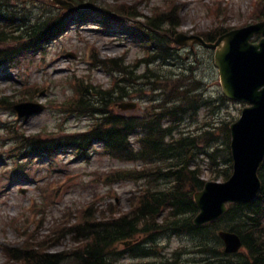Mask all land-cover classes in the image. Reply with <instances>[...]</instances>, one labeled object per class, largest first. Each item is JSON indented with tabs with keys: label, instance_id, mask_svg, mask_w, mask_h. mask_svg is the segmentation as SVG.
Segmentation results:
<instances>
[{
	"label": "rangeland",
	"instance_id": "1",
	"mask_svg": "<svg viewBox=\"0 0 264 264\" xmlns=\"http://www.w3.org/2000/svg\"><path fill=\"white\" fill-rule=\"evenodd\" d=\"M17 2L26 4L23 11L27 17L55 13L64 24L62 31L48 40L41 51L23 52L0 67V264H16L8 262L5 247L23 243L25 233H40L45 237L65 226L62 221L82 220L83 212L91 208H94L91 213L97 212L100 216L110 205L127 212L132 194L144 185L115 181L112 173L120 169H141L142 164L115 160L103 152L99 143L93 142L83 154L67 147L64 141L65 146L49 147L47 149L54 153H47L41 148L29 149L23 138L35 136L44 145H53L47 142L56 143L66 136L89 131L93 118L81 117L69 106L78 96L77 85L80 83L81 89L86 83L103 89L112 86L113 72L102 67L101 60L110 62L125 58L128 64L137 65L136 70L133 68L134 75L147 69L141 60L149 50L144 40L137 38L141 35L137 24L143 25L147 17L174 11L179 14L181 24L176 34L199 35L218 28L230 31L261 21L258 18L260 0H84L83 5L91 4L117 15L88 11L66 19V10L52 0ZM120 9L122 14L116 12ZM134 32H137L136 37L132 35ZM261 38L259 34L254 36L256 42ZM176 59L172 65L157 62L149 68L159 75L205 78L209 86L207 96L221 99L223 92L214 64V51L194 45L182 48ZM114 64L110 62L116 68ZM137 89L132 90L130 99L124 100L137 103L135 110L123 112L115 106L112 112L124 117H139L149 106L145 104L147 100L157 105L161 99L163 103L160 92L141 86ZM4 97H9L13 103L10 106L1 104ZM18 103L41 104L44 110L19 118L13 109ZM245 107L243 103L227 99L216 107L213 104L209 108L201 106L180 120L178 133L197 134L203 128L235 122ZM202 163L205 164L203 179L213 181L209 178L206 162ZM191 244V238L186 235L164 234L156 251L165 255ZM73 246V240L67 238L51 251L63 252ZM118 249L125 248L119 245ZM148 260L126 257L122 261L128 264Z\"/></svg>",
	"mask_w": 264,
	"mask_h": 264
},
{
	"label": "trees",
	"instance_id": "2",
	"mask_svg": "<svg viewBox=\"0 0 264 264\" xmlns=\"http://www.w3.org/2000/svg\"><path fill=\"white\" fill-rule=\"evenodd\" d=\"M25 6L17 0H0V67L23 52L41 51L64 24L55 13L27 17ZM116 12L122 14L121 9ZM258 13V18L264 19V0L260 2ZM140 25H137L139 33L149 49L141 60L147 65L143 73L134 75L133 68L136 70L137 65L128 64L125 58L110 60L116 63L113 65L116 68L109 61L101 60L100 65L113 72L112 86L103 89L85 84L81 89L79 84L76 88L78 96L69 106L78 114L93 117L91 130L66 136L56 143L47 142L53 145H44L35 136L23 138L29 149L41 148L47 153L53 152L47 148L63 144L85 154L93 142H98L103 152L113 159L142 164L141 169H120L112 173L115 181L142 182L144 185L132 194L127 212L110 205L100 216L97 212L91 213L94 210L91 208L83 212L82 220L62 221L65 226L45 237L40 233H25L23 243L5 247L8 262L124 264L122 260L131 257L149 260L128 264H264V164L259 171L262 188L254 201L229 206L227 213L214 223L201 227L193 224L198 213L193 197L206 182L202 162H206L209 178L213 181L228 180L232 174L230 123L184 135L178 133V125L187 113L201 106H219L226 98L214 100L208 97L209 86L205 78L159 75L149 68L157 62L172 65L181 54L172 40L181 26L178 13L165 12L147 17ZM226 32L228 29L218 28L205 36L207 41L213 42ZM135 34L132 35L136 37ZM138 86L160 92L163 103L158 99L159 104L153 105L141 118L112 112L118 102L132 96V90L138 91ZM12 103L9 97L1 100L4 105ZM221 230L237 233L242 239L243 250L237 254L225 253L219 237ZM164 234L186 235L193 245L179 247L164 255L156 251ZM67 238L73 240L72 248L63 252L51 251ZM126 241L133 243L119 251L118 246Z\"/></svg>",
	"mask_w": 264,
	"mask_h": 264
},
{
	"label": "water",
	"instance_id": "3",
	"mask_svg": "<svg viewBox=\"0 0 264 264\" xmlns=\"http://www.w3.org/2000/svg\"><path fill=\"white\" fill-rule=\"evenodd\" d=\"M69 12L97 10L91 5L76 7L64 0H53ZM256 34L264 36V22L230 31L207 43L200 36L178 34L174 42L180 46L202 44L214 49V63L218 68L224 95L233 101L246 103L239 120L231 124V154L233 173L225 182H207L194 195L198 214L193 222L204 226L220 219L228 205L247 204L259 194L262 182L259 170L264 161V38L252 43ZM123 110L134 109L135 104H122ZM33 108L32 110H28ZM21 117L40 113L42 105L20 104L14 106ZM220 238L228 254L238 253L242 248L241 237L230 231H220Z\"/></svg>",
	"mask_w": 264,
	"mask_h": 264
}]
</instances>
